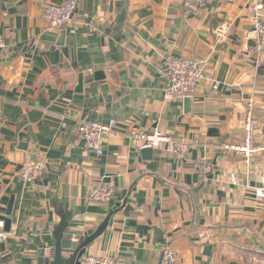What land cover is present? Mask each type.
Listing matches in <instances>:
<instances>
[{
  "label": "crops",
  "instance_id": "1",
  "mask_svg": "<svg viewBox=\"0 0 264 264\" xmlns=\"http://www.w3.org/2000/svg\"><path fill=\"white\" fill-rule=\"evenodd\" d=\"M63 1L0 0L4 221L12 199L0 264H25L50 237L49 225L59 220L54 203L70 237L113 210L84 255L159 264L170 245L177 264H264V199L253 195L264 179V48H254L247 0H200L204 7L192 13L198 0H76L72 21L50 31L42 8ZM172 57L201 61L204 79L194 93L166 99L164 66ZM248 98L258 126L256 152L246 159L220 146L244 136ZM110 119L116 126L96 155L77 126ZM131 125L191 147L152 149L148 158L131 144ZM29 152L44 164L33 182L20 176ZM104 179L113 181L114 193L100 204L89 193Z\"/></svg>",
  "mask_w": 264,
  "mask_h": 264
},
{
  "label": "built area",
  "instance_id": "2",
  "mask_svg": "<svg viewBox=\"0 0 264 264\" xmlns=\"http://www.w3.org/2000/svg\"><path fill=\"white\" fill-rule=\"evenodd\" d=\"M76 0H65L58 4H47L42 8V17L48 23V30L54 31L64 28L72 21L76 10ZM204 7L203 1L198 0L190 5L189 12L192 13ZM246 12L251 23L253 32L256 35L255 50L258 52L264 48V3L263 0H247ZM6 47L5 41L0 36V50ZM164 75L167 80L165 98L172 99L176 96L194 93L204 79V66L201 61L190 57L169 58L164 66ZM212 89H218V82L212 83ZM116 126V121L110 119L106 122L97 120H82L77 126V135L83 141L86 149L101 155L103 151L102 140ZM258 126V120L254 116V101L248 98L245 101L244 120L242 127L244 136L237 143H223L220 148L223 151H230L246 159L251 158L256 148L253 143V134ZM128 135L131 144L137 149L144 148L158 149L183 153L191 147L190 143L171 138L159 129L150 131L142 130L136 126L128 127ZM208 163L203 160L200 167H207ZM43 161L29 152L24 157L20 167V176L24 181L33 182L43 173ZM231 172L230 176L234 177ZM114 193V184L110 179L100 180L90 189L89 197L92 201L106 204ZM255 199H264V179L254 187ZM10 237V232L5 228V221L0 219V242H5ZM178 251L165 245L162 249V257L159 264H177ZM81 264H122L116 257L104 254H87L81 258Z\"/></svg>",
  "mask_w": 264,
  "mask_h": 264
},
{
  "label": "water",
  "instance_id": "3",
  "mask_svg": "<svg viewBox=\"0 0 264 264\" xmlns=\"http://www.w3.org/2000/svg\"><path fill=\"white\" fill-rule=\"evenodd\" d=\"M97 76V75H96ZM78 89H81L82 78L78 81ZM151 158L152 148L140 150ZM11 200L6 210L5 228L10 224ZM54 210L59 220L49 225L50 237L41 238L36 250L31 254L32 257L25 264H81V258L88 248L97 240L108 227V221L113 214L110 210L106 217L84 234L73 237L68 236V221L59 205L54 203Z\"/></svg>",
  "mask_w": 264,
  "mask_h": 264
}]
</instances>
